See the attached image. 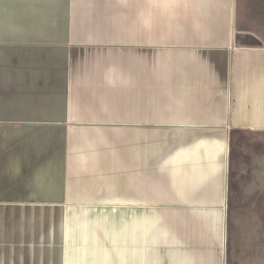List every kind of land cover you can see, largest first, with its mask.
I'll return each mask as SVG.
<instances>
[{
  "label": "crops",
  "instance_id": "1",
  "mask_svg": "<svg viewBox=\"0 0 264 264\" xmlns=\"http://www.w3.org/2000/svg\"><path fill=\"white\" fill-rule=\"evenodd\" d=\"M0 264H264V0H0Z\"/></svg>",
  "mask_w": 264,
  "mask_h": 264
}]
</instances>
